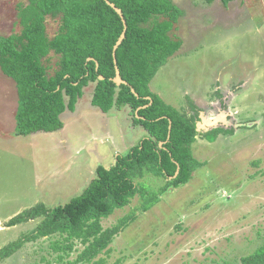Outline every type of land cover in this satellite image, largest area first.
I'll use <instances>...</instances> for the list:
<instances>
[{
	"label": "rangeland",
	"instance_id": "1",
	"mask_svg": "<svg viewBox=\"0 0 264 264\" xmlns=\"http://www.w3.org/2000/svg\"><path fill=\"white\" fill-rule=\"evenodd\" d=\"M174 1L185 12L173 32L183 47L158 71L151 90L181 110L210 100L201 114L211 119L225 113L228 124L216 127L235 131L214 142L197 137L192 153L205 165L145 213V199L159 196L166 182L151 175L140 180L144 200L136 196L102 226L133 215L136 220L87 264H243L264 242V0L227 6L221 0ZM20 3L27 0H0V36L20 32ZM57 30L58 21L48 18V35ZM56 62L52 56V68ZM17 97L16 84L0 70V250L40 223L6 227L11 218L39 203L52 209L70 202L96 177L98 166L110 168L146 136L142 128H129L124 110L101 114L83 104L64 119L62 130L17 137ZM60 240L26 243L0 264L75 261L84 246L75 241L74 251L58 254L52 244Z\"/></svg>",
	"mask_w": 264,
	"mask_h": 264
},
{
	"label": "trees",
	"instance_id": "2",
	"mask_svg": "<svg viewBox=\"0 0 264 264\" xmlns=\"http://www.w3.org/2000/svg\"><path fill=\"white\" fill-rule=\"evenodd\" d=\"M108 1L122 11L127 24L116 60L128 85L113 82V51L124 24L105 0H27V4H18L20 32L0 36V70L17 88L14 135L62 130L61 116L74 112L84 89L95 85L93 106L105 114L129 107L133 125L143 127L148 136L127 154H119L110 168L98 166L96 177L84 192L65 205L51 209L39 203L11 218L6 227L36 219L40 223L1 249L0 262L26 243L59 236L61 240L52 244L55 253L69 254L79 241L84 249L69 264L90 263L108 251L115 237L136 220L133 215L114 227L102 226L104 219L129 206L136 196L144 200L147 190L139 187L140 180L151 175L166 182L159 196L145 199L141 208L145 213L161 195L188 184L195 171L205 165L192 153L197 137L214 142L220 135L235 131L216 127L199 133L202 109L190 102L188 110H181L151 90L150 83L158 71L183 46V40L173 32L184 10L174 0ZM214 1L206 0L208 4ZM221 1L227 6L234 0ZM48 18L58 21L54 37L47 33ZM52 56L57 58L55 68L51 67ZM59 258L64 260L62 255ZM242 263L264 264V242Z\"/></svg>",
	"mask_w": 264,
	"mask_h": 264
},
{
	"label": "water",
	"instance_id": "3",
	"mask_svg": "<svg viewBox=\"0 0 264 264\" xmlns=\"http://www.w3.org/2000/svg\"><path fill=\"white\" fill-rule=\"evenodd\" d=\"M105 1L121 17L123 24H124V31H123L121 37L119 38L117 44L115 45L114 51H113V57H114V63H115V69H116V76L113 79V82L117 86L128 85L121 77L120 70L118 68L117 60H116V52L126 37L127 24H126V21L124 19V15H123L122 11L119 8H117L114 4H112L110 1H108V0H105ZM91 60H93V59L90 58L89 61H91ZM100 80L103 81L104 77L101 76ZM132 92L135 93V90L132 89ZM149 100H151V99H149ZM146 107H148V106H145L143 108H146ZM222 123L228 124L227 115L225 113H222V114L218 115L217 117L211 118V119H208L204 116V114L203 115L201 114L200 115V121L197 123V131L199 133L202 131L208 132L211 129L215 128L218 124L222 125ZM177 174H178V171H177Z\"/></svg>",
	"mask_w": 264,
	"mask_h": 264
},
{
	"label": "crops",
	"instance_id": "4",
	"mask_svg": "<svg viewBox=\"0 0 264 264\" xmlns=\"http://www.w3.org/2000/svg\"><path fill=\"white\" fill-rule=\"evenodd\" d=\"M183 47V46H182ZM94 88H95V85H90V86H88L87 88H85L84 89V92H83V96H82V98H80L79 99V101H78V103H77V105H76V109H75V111L74 112H70V111H66L62 116H61V119H62V121L64 122V119H68V118H70V117H72V116H74L75 114H77V112H78V110L80 109L79 108V105L80 106H82L83 104L85 105V104H90V106L89 107H87V109H88V111H90V112H97V113H101V114H103V112L99 109V108H97V107H95V106H93V104H92V99H93V93H94ZM86 90H88V91H86ZM219 91V89L216 91V92H218ZM217 94V93H216ZM88 96V97H87ZM213 97V95L211 96V98ZM208 102H210V100H207ZM207 101H205L204 103H202V104H199L198 103V101L197 100H195V105L197 106V107H199L200 109H202L203 110V112H206L207 111V108H205V107H208V105L210 104V103H208ZM85 102V103H84ZM125 111L126 112V119H127V124H128V126H129V128H131V130H136L137 128H142V130L145 132V135L146 136H144V138H146L147 136H148V133H147V131L143 128V127H141V126H134L133 125V121H132V119H131V117L129 116L130 115V108L129 107H124V108H121V109H119V108H114L113 110H111L110 111V113H113V112H116V111ZM129 114V115H128ZM141 130V129H140ZM202 132H204V131H202ZM204 133H206V132H204ZM143 138V139H144ZM141 142V140L138 142V144ZM138 144H131L130 145V148L128 149V152H129V150L132 148V147H134V146H136V145H138ZM127 152V153H128ZM126 153V154H127ZM119 155V154H118ZM117 155V156H118ZM125 155V154H124ZM116 156V157H117Z\"/></svg>",
	"mask_w": 264,
	"mask_h": 264
},
{
	"label": "flooded vegetation",
	"instance_id": "5",
	"mask_svg": "<svg viewBox=\"0 0 264 264\" xmlns=\"http://www.w3.org/2000/svg\"><path fill=\"white\" fill-rule=\"evenodd\" d=\"M235 1V0H234ZM232 2V1H231Z\"/></svg>",
	"mask_w": 264,
	"mask_h": 264
}]
</instances>
